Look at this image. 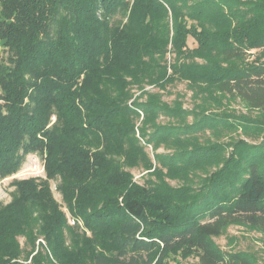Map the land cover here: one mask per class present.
<instances>
[{
	"label": "trees",
	"instance_id": "obj_1",
	"mask_svg": "<svg viewBox=\"0 0 264 264\" xmlns=\"http://www.w3.org/2000/svg\"><path fill=\"white\" fill-rule=\"evenodd\" d=\"M0 43L8 53L0 62V179L29 155L43 159L46 173L14 181L11 202L0 205V264H169L179 253L199 264H254L212 240L230 225L264 232V149L241 142L225 157L224 145L196 140L220 120L247 135L249 126L212 117L182 131L156 121L181 125L222 99L264 112V60L245 62L264 49V0H0ZM177 82L201 99L191 110L144 92ZM134 89L143 93L131 107ZM140 112L147 143L170 151L156 153L143 185L127 169L154 166L136 138ZM64 230L90 236L71 249ZM16 237L33 253L43 237L52 258L39 249L19 262L26 251Z\"/></svg>",
	"mask_w": 264,
	"mask_h": 264
},
{
	"label": "rangeland",
	"instance_id": "obj_2",
	"mask_svg": "<svg viewBox=\"0 0 264 264\" xmlns=\"http://www.w3.org/2000/svg\"><path fill=\"white\" fill-rule=\"evenodd\" d=\"M189 45L190 47H195V42L192 38H189ZM194 43V44H191ZM8 56L7 49H5L1 43H0V62L6 60ZM256 58H260L261 61L264 60V49L263 50H254L249 52L247 57L245 58V62H251L254 61ZM170 63V59L168 61V64ZM169 73H171V70L169 69ZM144 92L148 93H155L159 92L163 96V100L167 102L168 104H173L174 101L180 100L183 103V108L187 110H191L195 104L200 103L201 99H197V102L194 101V95L190 88L187 86V82H177L173 85L168 86V88L163 91L158 88H154L151 86H146ZM133 98L129 101V105L133 101H137L140 95L143 93V91H137V89H134L133 91ZM144 98L140 99L143 100ZM199 105V104H198ZM197 106V105H196ZM205 110L201 115L194 117L189 116L188 119L184 122V124L178 125L173 121H168V119L161 117L156 121V124L158 125H166V124H174L178 126L182 131H185L186 125L192 126L196 123L200 127L206 124L208 118L215 117L217 120L225 119L229 120V122L232 125H242L246 123L251 129V134L247 135L245 131H243L241 128L239 129H233L230 128V126L226 122H222L220 120L219 122H214L212 128L211 127H205L203 130L197 132L198 137L196 140L200 141L202 144L205 145L206 141H203L204 139H207L214 143L215 145L222 144L224 145L226 152L225 157H228L231 152L234 151V145L237 147L239 146L238 143L243 144H249V145H255L258 147H263L264 149V112L258 111V110H252L249 108V106L238 100H229V99H222L220 101L219 107H210ZM140 119H138L137 122L134 123L135 126V132H136V138L139 140L140 144L144 147L145 153L147 154L148 158L152 161L153 167L152 169H148L145 165L140 164V166H136L133 168H127L133 175L134 182H137L140 185H143L146 180L149 178L150 173L155 169L157 166L156 163V153L166 154L170 153V151L165 150L163 148V145L158 150H155L154 147L147 143V139L142 135L141 128H143V122H144V112H140L139 114ZM216 124V125H215ZM215 125V126H214ZM184 127V128H181ZM256 127L259 128V131L256 130ZM151 130H148V133H150ZM250 132V130H249ZM219 136V137H217ZM245 149V146H243V151ZM238 150H240V146L238 147ZM264 162V161H263ZM222 167V164L219 166H213L210 169V173L207 175L205 173L201 174L202 176H210L211 173L214 171H217ZM33 178H42L46 179V173L44 171V162L43 159L39 155H29L23 164L21 170L6 179H0V205H7L12 200V195L16 192V185L14 184V181H25L30 180ZM168 183L173 187H179L181 186V183L175 180L167 179ZM199 181V180H198ZM196 181L195 184H192L193 187H199L200 184ZM59 181H51V192L54 196V199L58 203H62V195L57 190ZM64 211L67 213L68 222L70 225L74 226V222L72 219H70V215L66 208H64ZM80 227L83 228V224L81 221H79ZM81 234L83 232L79 231ZM84 235V234H81ZM90 236L89 233L85 232V236L77 235L74 231L70 230H64V239H65V245L69 248H73L79 245L84 246V240L85 237ZM16 240L18 241L19 245L22 249L26 251V254H24L23 258L19 260L21 263H27L30 262L32 257L36 255L39 251H43V253L48 254L51 258L52 255L48 249V244L45 241L43 237H40L36 242V251L33 253L31 251V247L26 245V241L24 237H16ZM213 243L219 250L223 252H245L251 256V258L254 261V264H264V232L260 231L256 228H252L250 226H244V225H230L228 226L224 234L221 237L213 238ZM101 250V249H99ZM32 252V253H31ZM30 254L29 256H27ZM180 254V253H179ZM174 255L173 257H176L175 261H170L169 264H199V261L197 258L191 256V257H184L181 258V255ZM157 257V256H156ZM178 259V260H177ZM84 264H92L91 259L88 257L83 258Z\"/></svg>",
	"mask_w": 264,
	"mask_h": 264
}]
</instances>
